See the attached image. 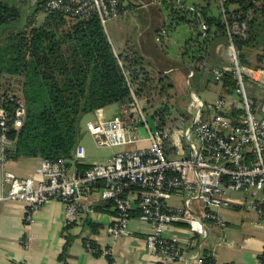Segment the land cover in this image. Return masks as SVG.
I'll return each mask as SVG.
<instances>
[{
	"label": "built area",
	"instance_id": "built-area-1",
	"mask_svg": "<svg viewBox=\"0 0 264 264\" xmlns=\"http://www.w3.org/2000/svg\"><path fill=\"white\" fill-rule=\"evenodd\" d=\"M193 2L153 3L186 18L185 26L191 32L188 40L194 37L192 46L205 39L209 31L204 12ZM207 2L224 20V47L230 67L210 68L206 58L195 67L210 70L218 81L232 73L235 89L231 95L207 104L192 94L189 121L182 118L178 126L166 131L157 126L154 109H146L136 96L135 108L121 104L114 118L105 119L99 110L97 118L88 123L97 146L122 150L103 163L81 170L78 165L87 161V148L79 144L72 160H43L35 171L37 177L27 179L4 170L6 150L14 142L6 132L7 110L0 106V201L26 203L29 223L46 203L62 201L66 224L72 225L97 213L94 205L83 202L99 194L103 201L114 202V217L106 235L113 239L128 236L131 212L138 210L137 219L153 226L147 244L159 264H206L200 253L186 254L177 236L167 240L166 235L177 225H184L194 238H209L214 227L224 225L220 213L233 205L227 198L230 192L250 196L246 208L258 215L254 225L264 228V118L257 115L247 90L249 82L264 86V69L245 65L238 44V40L248 39L250 21L264 17V0ZM47 9L78 19L97 13L105 27L130 10L123 0H48ZM194 75L192 69L189 79ZM5 82L1 98L17 103L13 126L19 130L26 116L21 80ZM101 250V256L113 255L111 248Z\"/></svg>",
	"mask_w": 264,
	"mask_h": 264
},
{
	"label": "trees",
	"instance_id": "trees-1",
	"mask_svg": "<svg viewBox=\"0 0 264 264\" xmlns=\"http://www.w3.org/2000/svg\"><path fill=\"white\" fill-rule=\"evenodd\" d=\"M201 1L193 3L204 12L209 31L196 45H191L194 37L188 40L195 64L206 58L212 41L218 37L226 39L224 20L218 10L210 1ZM47 2L39 0L32 10L0 2V106L7 110L6 132L14 142L6 150L7 161L72 160L81 140L82 118L114 105L126 104L134 109V96L153 107L160 129L171 130L179 124L182 118L172 112L170 100L163 99L164 79L149 73L142 58L131 57V51H116L97 13L84 19L73 18L48 10ZM170 14L181 25L187 22L174 11ZM41 15L43 20L39 23ZM257 23L263 25L264 21H250L248 39L238 40L241 50L251 41ZM192 69L200 72L195 66ZM7 79L21 80L26 116L19 130L13 126L17 103L1 98ZM222 85L228 94L233 93L232 73L223 77ZM78 166L81 170L90 167ZM106 203L109 208L114 205L113 201ZM131 215L137 218L139 211L134 210ZM75 226L77 223L64 228L65 245L60 264L68 263L70 247L76 239L72 233ZM84 226L95 234L99 229L90 220ZM84 244L101 257L102 248L96 241L84 239ZM106 258L108 264H115L113 255ZM204 258L206 264L214 263L211 257ZM259 264H264V254Z\"/></svg>",
	"mask_w": 264,
	"mask_h": 264
},
{
	"label": "crops",
	"instance_id": "crops-1",
	"mask_svg": "<svg viewBox=\"0 0 264 264\" xmlns=\"http://www.w3.org/2000/svg\"><path fill=\"white\" fill-rule=\"evenodd\" d=\"M193 1L202 3L201 0ZM0 2L10 6H25L27 4L25 0L19 1L22 5L1 0ZM123 2L130 10L119 19L111 21L112 28L121 30L128 22V18L125 17L131 14H133V20H138L135 11L142 10L140 32L135 38L123 34L115 40L108 34L110 40L116 51L129 50L131 57L142 58L146 70L156 78L165 76L163 99L170 100L174 84L167 75L175 69L174 63H179V66L187 72L186 84L189 82L190 71L195 66L194 51L189 48L190 43H188L191 32L185 24L181 25L174 21L170 17V9L165 6L158 5V8L150 9V5L154 1L147 4H143L144 1L141 0H123ZM42 20L43 15L38 18V22L40 23ZM257 20L264 21V17L257 18ZM179 26L186 27V30L181 37L176 38L173 36V32L174 30L176 32ZM254 30L251 41L242 49L243 62L251 68L264 69V35L261 32L262 29L255 27ZM225 45L226 39L220 37L210 43L209 53L205 55L210 68L227 69L230 67ZM202 53L200 54L202 55ZM194 77H196V73L192 78ZM211 79L210 81L206 80L204 85L208 86L214 81L218 87V98L231 95L224 90L222 81L216 80L213 76ZM256 86L262 85L249 82L247 90L249 89L248 94L257 115L264 118V94L260 95L259 92H255ZM262 87L264 88V86ZM192 94L190 95L191 100ZM141 101L144 102L142 105L146 109H153L145 102L146 100ZM203 101L207 103L205 100ZM102 113L105 119L114 118L119 113V107L111 106L104 109ZM92 115V120H95L96 114ZM80 145L84 144L80 142ZM116 152L118 151H114L108 156L99 157L87 148V161L83 165L92 166L103 163ZM41 162L42 160L39 159L6 161L4 170L14 173L21 179L36 178L35 171ZM230 193L227 194V198L233 205L230 208L222 209L220 213L224 220V225L221 226L222 229L219 232L221 236H209L206 240H200L194 238L186 226L177 225L167 233V240L177 236L181 248L186 254L200 253L203 257H211L215 264H259V258L264 254V228L254 225L258 215L246 208L250 196L245 193L248 198L235 197L233 193L236 192ZM83 203L94 205L97 213L81 219L73 228L72 233L76 239L70 247L67 264H108L106 257H97L85 247L84 239L96 241L101 248H111L115 264H159L158 258L147 244V239L153 231V226L150 223L134 218L130 222L129 235L113 239L105 233L113 221L112 207L109 208L108 203L100 199L99 194L84 199ZM27 208L28 205L21 201H0V264H60V256L65 245L64 228L67 225L65 203L57 200L46 203L35 213L32 223L27 221ZM86 220H90L98 226L96 234L84 226ZM216 228L218 227H214L213 230Z\"/></svg>",
	"mask_w": 264,
	"mask_h": 264
},
{
	"label": "rangeland",
	"instance_id": "rangeland-1",
	"mask_svg": "<svg viewBox=\"0 0 264 264\" xmlns=\"http://www.w3.org/2000/svg\"><path fill=\"white\" fill-rule=\"evenodd\" d=\"M3 2H7V3H13V4H21L19 3V1L21 0H1ZM144 1L143 4H147L149 2H153L154 0H141ZM39 2V0H25V6H20L23 10L25 9H29L32 10L37 3ZM22 5V4H21ZM158 5L156 4H151L150 5V9H156ZM137 18H139L138 20H133V14L128 15L125 18H128V22L120 29H113L111 26V21L107 24L106 26V31L107 33L110 35V37L112 39H117L120 36L124 35H131V38H135L138 33L140 32V23H142V17L141 15L143 14L142 10L139 11H135ZM256 27L262 29V34L264 35V25H260V24H256ZM186 27L184 26H179L175 32H173V36H175L176 38L181 37L184 33H185ZM153 54V53H152ZM156 57H159L158 55H153ZM179 63H174V70L170 71L168 73V78L169 80L174 84V91L171 92L170 94V109L172 108V112L175 113V115L179 116L180 118L183 117H190L189 114V110H188V106L191 103V94L192 93H196L201 99L205 100L207 103H212L214 102L217 98H218V87L213 83H210L208 86H205L204 82H206V80H212V76L213 74L210 72V70H206V71H200V72H196V77L194 78H190L188 79L189 82L186 84V80H187V72H185V70H183V67L179 66ZM183 72V73H182ZM163 79H165V76L162 77ZM214 78V76H213ZM215 85V86H214ZM255 92H259L260 95L264 94V88L262 86H256L254 88ZM249 90V89H248ZM142 104L144 102H141ZM113 107H116V105H114ZM93 119V115H85L80 123V137L81 140L80 142H82L87 148H89L90 152L93 153L94 155H97L99 157H104V156H108L111 153H113L114 151H120L122 150L121 148H101L98 147L94 138L91 135V132L89 130V126L88 123L90 120ZM178 122L176 123L175 126H178ZM127 149H130V147H126ZM231 194V193H230ZM229 194V195H230ZM244 194V195H242ZM233 193V196L238 197V196H243V197H247L248 198V194L246 195L245 193ZM232 195V194H231ZM230 199H232L230 197ZM233 200V199H232ZM251 201V199H249L248 203ZM170 203H174L173 199H170ZM199 204H202L201 202H199ZM221 227H218L216 229H212L211 230V236L212 237H219L221 236V233H219L221 231Z\"/></svg>",
	"mask_w": 264,
	"mask_h": 264
}]
</instances>
